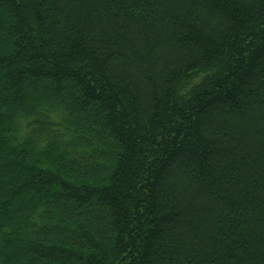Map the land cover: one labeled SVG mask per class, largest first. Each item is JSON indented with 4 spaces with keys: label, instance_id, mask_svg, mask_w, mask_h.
Instances as JSON below:
<instances>
[{
    "label": "trees",
    "instance_id": "1",
    "mask_svg": "<svg viewBox=\"0 0 264 264\" xmlns=\"http://www.w3.org/2000/svg\"><path fill=\"white\" fill-rule=\"evenodd\" d=\"M0 264H264V0H0Z\"/></svg>",
    "mask_w": 264,
    "mask_h": 264
}]
</instances>
